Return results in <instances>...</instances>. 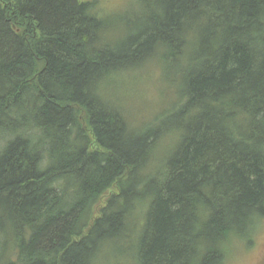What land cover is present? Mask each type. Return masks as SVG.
<instances>
[{
    "label": "trees",
    "instance_id": "obj_1",
    "mask_svg": "<svg viewBox=\"0 0 264 264\" xmlns=\"http://www.w3.org/2000/svg\"><path fill=\"white\" fill-rule=\"evenodd\" d=\"M130 5L0 0V264H226L264 222V0Z\"/></svg>",
    "mask_w": 264,
    "mask_h": 264
},
{
    "label": "rangeland",
    "instance_id": "obj_2",
    "mask_svg": "<svg viewBox=\"0 0 264 264\" xmlns=\"http://www.w3.org/2000/svg\"><path fill=\"white\" fill-rule=\"evenodd\" d=\"M135 1L98 0L97 13L101 16L119 13L129 8V5L134 4ZM150 72V76L147 77L148 74H146L144 77L147 79L143 81L131 80L117 85V87H121L126 91L128 95L126 102L130 104L133 101L135 106L141 110L138 116H142V113H146V110L160 100L158 83L154 82L155 77L153 74L155 73ZM131 94L133 98H131ZM251 233L246 234L245 240L238 241L239 243L235 245L234 250L229 252L226 264H264V222L258 225L257 231L255 229L253 234Z\"/></svg>",
    "mask_w": 264,
    "mask_h": 264
}]
</instances>
